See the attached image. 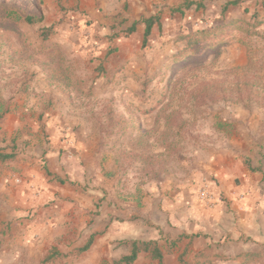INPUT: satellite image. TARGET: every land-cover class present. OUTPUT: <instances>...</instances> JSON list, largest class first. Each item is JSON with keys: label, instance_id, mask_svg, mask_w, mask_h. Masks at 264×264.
Masks as SVG:
<instances>
[{"label": "rangeland", "instance_id": "rangeland-1", "mask_svg": "<svg viewBox=\"0 0 264 264\" xmlns=\"http://www.w3.org/2000/svg\"><path fill=\"white\" fill-rule=\"evenodd\" d=\"M97 10L98 0H0L1 103L10 104L22 94L33 96L39 108L49 101L62 111L64 107L76 112L96 109L98 118L76 115L69 120L91 121L96 126L98 121V141L118 146L123 153H161L163 157L155 160L161 164L186 159L193 151L203 154L219 149L223 143L232 148L258 143L256 137L264 132V40L250 38L246 48L234 40L226 43L222 34L200 56L187 54L175 62L185 47V42L175 39L222 24L219 8L206 4L202 17L188 13L163 22L159 19V25L153 27L158 30L146 46L141 37L115 38L126 30L120 19L98 24L91 16ZM36 12L43 14L42 23L22 21L25 14ZM46 28L52 29L48 39L43 36ZM231 35L242 34L233 30ZM97 77L98 84H90ZM123 94L131 95L132 101L118 98ZM241 132L249 139L240 142ZM244 196L236 192L232 193L235 200L220 196L214 202L198 197L208 204L205 209L212 217V232L207 235L214 238L210 243L200 241L198 253L208 255L189 264H264V242L257 240L255 231L234 234L232 208L244 211L250 207L239 201ZM51 203L41 208L51 207ZM2 204L0 199V264H43L39 246L20 241L26 237L22 232L30 229L19 230L16 225L44 224L46 216L34 208L5 215ZM260 205L264 207V199ZM230 213L233 217H222ZM207 235H201L203 240ZM248 253L257 257H248Z\"/></svg>", "mask_w": 264, "mask_h": 264}, {"label": "crops", "instance_id": "crops-1", "mask_svg": "<svg viewBox=\"0 0 264 264\" xmlns=\"http://www.w3.org/2000/svg\"><path fill=\"white\" fill-rule=\"evenodd\" d=\"M186 3H191L189 9L174 12ZM206 4L220 9L224 26L249 21L258 14L263 22L258 30H264V0H98V10L91 16L98 24L111 23L117 17L125 30L152 16H159L160 22L188 13L202 17ZM157 30L153 28L152 33ZM143 32L144 27L137 25L136 31L122 40L141 37L142 41ZM90 84L97 85L98 77ZM3 98L6 101L5 95ZM118 98L132 101L128 94ZM43 102L39 108L33 96L22 94L10 104L0 101V156L4 157L0 159V199L5 215L34 208L46 216L44 224L16 225L19 230L30 229L22 232L26 237L20 241L39 246L44 258L55 248L61 255L55 264H115L130 254L132 242L156 241L162 264H180V257L187 263L197 262L208 255L198 253L200 241L210 243L214 238L207 235L212 232V217L205 209L208 204L197 196L202 185L207 186L213 202L220 196L235 200L232 193L236 192L245 195L239 201L250 207L244 211L232 208L234 234L253 229L257 240L264 242V207L260 205L264 199V132L256 137L258 143L249 147L239 144L232 148L223 143L219 149L203 154L193 151L186 159L178 157L161 164L155 162L163 157L161 153H123L118 146L98 141L97 120V126L91 121L69 120L76 115L98 118V110L76 112L64 107L62 111ZM238 139L246 141L248 134L241 132ZM70 181L89 186L71 185ZM48 201L52 206L42 209ZM215 209L217 213L220 208ZM201 235L207 238L203 240ZM90 240L87 251L75 253ZM132 264L159 262L140 252Z\"/></svg>", "mask_w": 264, "mask_h": 264}, {"label": "trees", "instance_id": "trees-1", "mask_svg": "<svg viewBox=\"0 0 264 264\" xmlns=\"http://www.w3.org/2000/svg\"><path fill=\"white\" fill-rule=\"evenodd\" d=\"M237 3H232L235 6ZM191 3H186L182 7L175 9V13H182L183 9H189ZM227 7L224 8V12ZM159 16H152L147 19H140L139 21L134 22L131 27L127 28L122 34L117 33L114 35L115 38H128L135 31L137 25L144 26V32L142 36V46H146L150 36L152 35V29L155 25H159ZM22 21L28 25H36L40 24L44 21V16L41 12L25 14L22 18ZM263 25V22L259 20L258 14H254L249 21H236L232 22L231 25L224 26L223 24L218 25L215 28H202L196 29L193 32L185 33L183 35H179L175 40L176 42H185L184 50L177 54L175 62L178 60L187 57V54L200 56L203 54L205 49L208 47H214L216 44L215 37H218L224 34L226 43H230L231 40H234L236 43L248 47L247 40L250 38H260L264 40V32L259 31V27ZM233 30L240 31L242 35H231ZM52 29L46 28L43 30L44 39H48L51 35ZM231 32V33H230ZM120 35V36H119ZM223 41V42H225ZM222 42V43H223ZM189 52V53H186ZM3 156H0V159L3 160ZM91 240L87 243V245L81 249L75 251L76 254H81L87 251L90 247ZM144 252L148 253L152 259L157 260L159 264H162V251L160 250V246L156 241H134L130 244V254L124 258H122L118 263L115 264H132L138 253ZM60 253L55 248H51L49 250L48 255L43 259V264H48L54 262V260L60 257ZM246 256L248 257H257L254 253H248ZM184 257H180V264H189L185 262Z\"/></svg>", "mask_w": 264, "mask_h": 264}, {"label": "built area", "instance_id": "built-area-1", "mask_svg": "<svg viewBox=\"0 0 264 264\" xmlns=\"http://www.w3.org/2000/svg\"><path fill=\"white\" fill-rule=\"evenodd\" d=\"M198 197L202 201H209L211 199V195L206 187H201L199 189Z\"/></svg>", "mask_w": 264, "mask_h": 264}]
</instances>
